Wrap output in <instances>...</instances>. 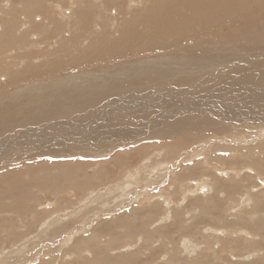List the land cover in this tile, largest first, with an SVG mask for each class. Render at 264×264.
<instances>
[{"label":"rangeland","instance_id":"rangeland-1","mask_svg":"<svg viewBox=\"0 0 264 264\" xmlns=\"http://www.w3.org/2000/svg\"><path fill=\"white\" fill-rule=\"evenodd\" d=\"M201 1L0 0V105L23 96L25 103H19L18 109L33 105L35 107L27 111L29 115H34L37 108L44 115L50 107L48 95L52 91L58 93L61 87L74 88L79 82L90 79H94L92 82L107 78L108 82H124L136 73L146 74L152 67L154 69L149 71L156 70V65L169 63L175 68L183 57L199 64L207 74L210 70L212 74L208 75L214 74L217 79L204 80V87L200 85L192 90L191 96L195 98L215 95L220 103L230 102L237 92L228 91L230 84L238 90L254 82L264 83V79H258L260 73L264 74V28H247V24L257 20L255 13L260 7H256L264 0H230L251 4L242 6L245 12L240 14L231 7L234 13L231 20L227 18V22L218 27L211 26L209 34L199 37L198 45L190 39L193 45L184 49L149 54L140 49L135 57L102 62L90 58V53H96L97 48L120 43L124 30L130 26V33L135 32L143 12L166 9L186 13L191 8L196 9ZM218 1L227 0H212L208 4ZM204 7L202 13L207 11ZM200 20L206 22L207 17L202 16ZM242 63L248 66L244 68ZM166 67L162 72L171 70L170 65ZM255 67L259 70L253 69ZM229 68L232 70L227 72ZM244 72H249V76L242 75ZM55 79L69 83L64 87L55 84L56 88H49L51 93L46 95L42 90L51 87L48 85L54 84ZM179 90L187 91L181 86ZM155 94L170 103L164 92ZM120 95L106 99L113 101L118 96L120 106L122 101L130 102L127 107L136 112L143 109L150 112L137 115L130 112L124 121L109 125L111 131L101 141L83 144L82 140L91 130L97 132L96 137L103 135L98 131L107 123L109 113L116 110L118 101L109 108L105 107V102L91 106L90 110L100 107L109 110L91 118L88 107L75 101L73 106L83 110L68 109L64 113L59 111V117L18 122L0 134V264H264V195L259 199L250 193L253 206L241 205L240 211L226 201L229 196L224 194L228 190L230 195L229 185H234L232 192L236 193L230 198L235 200V207L238 202L246 204L243 198L248 192L246 189L257 191L259 186L264 189V124L255 123L248 128L230 122L219 130L204 128L192 133L184 130L181 135H172L174 138L150 140L158 136L155 130L149 138L140 133H147L149 123L162 115L161 103L135 102L132 99L135 96L129 98L124 92ZM36 97L42 98L37 102ZM189 107L186 105L183 111L169 114L166 120L192 116L195 123L203 121L197 116L199 107L196 110ZM217 107H213L211 113L218 114H209L213 119H217L219 113L224 116L219 105ZM77 116H80L79 122ZM102 118H106L105 121ZM57 122L59 125L52 128ZM63 125L77 127V131L81 129L75 135L76 140L71 138L75 130L70 129L68 137L63 135ZM50 128L57 132V137L48 142L62 143L61 152L35 157L48 147L41 139L35 141V137L38 133L48 134ZM122 133L128 136H120L124 135ZM54 144L50 149H58ZM29 145L33 152L24 147ZM250 167L257 173L251 175L247 171L251 177L241 178V188V181L229 183L231 176L239 180L238 172ZM224 171L228 176H224ZM130 174L137 176L130 177ZM208 186H214L215 191L207 192ZM201 193L206 194L196 195ZM212 197L216 199L213 201ZM166 199L174 201L173 204L168 206ZM168 214L170 217L164 218ZM52 219L56 220L49 223ZM188 239L196 246H186Z\"/></svg>","mask_w":264,"mask_h":264},{"label":"bare ground","instance_id":"bare-ground-1","mask_svg":"<svg viewBox=\"0 0 264 264\" xmlns=\"http://www.w3.org/2000/svg\"><path fill=\"white\" fill-rule=\"evenodd\" d=\"M210 1H212V0H202L201 2H198V7L196 9L191 8L186 13H183L181 11L173 12V11L166 10V9L156 10V11H154L152 13L143 12L139 16L140 19L138 21L140 23L136 24L135 32L130 33V29H131V26H130L128 29L124 30V39L120 43H117L115 45H112V43H108L106 46L103 45V46H101V48L99 47V48L96 49V53L95 52L90 53V58L101 59V62H102L105 59L116 60L117 57H124V58L125 57H135V56L138 55V54H135V53L140 51V49L144 50L147 54H149V53H154V52H157V51L165 52V51L174 50V49H184L188 45H193V44H195V45L197 44L198 45V40L203 37V36L202 37H200V36L205 34V33L209 34L210 31H211V29H210L211 26L218 27V25L224 23L225 21L227 22L226 19L227 18L230 19V17H232V14L234 15V13H232V10H230L231 7H235L236 8V10H233V12L236 11V14H240V13L245 12V11H243V7L251 4V3H242V2H239V1L227 0V1L213 2V3H211V5H209L208 3ZM185 2H186V0H183V3H185ZM132 4L134 5L135 3H132ZM253 4H255V3H253ZM255 6H256V4H255ZM58 7L61 8L60 5ZM203 7L207 10V11H205V13H202ZM240 7H242V10L239 9ZM256 8H259V9H257L259 12L255 13L258 16L257 20L255 22H253V23L247 24V28H252V27H256V26H258L260 28H264V3H260L259 5H257ZM63 10H64V8H63ZM101 13H103V12H101ZM72 14H74V13H72ZM202 16H206L207 17V21L206 22L200 20V17H202ZM135 19H137V18H135ZM109 20H110V18H109ZM48 21H46L45 23L48 24L47 23ZM232 21H234V20H232ZM114 24H115V22H114ZM262 36L264 38V34H262ZM209 37H211V36H209ZM190 39L193 40V42H194L193 44L190 42ZM262 41H264V40H262ZM256 43H258V40L256 41ZM127 48H129V50H127ZM107 52H111V53H107ZM184 58L185 57L179 59V63L175 64V65H177L175 68H172L171 64H169V63H166L165 66L156 65V66H154L156 68V70L149 71V70L154 69L153 67L148 70V73H146V71L144 70L146 74H141V72L138 73V74L136 73V74H134L132 76L131 79L123 80L124 82H118V81L116 82V80H114L115 82H108L109 78L106 77L107 79H101V81H96V82H92V80H94V79L84 80L83 82L81 81L74 88H69L67 86L65 88H62L61 86L63 85V87H64L65 85H67L69 83V81L60 80V79L58 81H56L57 79H55V81L52 82L54 84H52V85L49 84L48 85V86H51V87L43 89L42 91L45 92L46 95L49 94V92L51 93V89H49V88H52V89L56 88L55 84H57V83H59V85H61V86L57 85L58 86L57 88L61 87L62 89L61 88H59L60 90L57 89V92L59 94L54 92V91H52V93L48 95V98H51L49 100L50 107L45 112L44 115L40 114V108L38 109L37 106H36L37 110L35 111V114L34 115L33 114L29 115L27 111H29V110H31V108L35 107L33 105L30 106L31 108H27V107H29L27 105V107L23 106L22 108L18 109V107H19L18 104L25 100L23 98V96H22L24 93L22 92L23 94L19 95V96H22L21 99H15V100H11V101H8V102L1 103V105H0V134H2L5 129L11 128L12 126L18 124V122H25V120H28V121H40V120L46 119V117H51V116H55V115H56L55 117H59L58 116L60 114L59 111H62L64 113L65 110H68V109H75L77 111L78 110H83L81 108H75L73 106V103L75 101H81V102H83L82 105H85V106L88 107V110H89L88 114L91 115V116H89L90 118L94 117V116H98V117L102 116V113H104V112L106 113V111H109V110L104 111L105 108H103V107H100L99 110H98V108H97V110H90V107L94 106V105H97V104H99L101 102L102 103L105 102L103 104H106L105 107L109 108V106L114 104V102L118 101L119 97L117 96L113 101L112 100L107 101L106 97H111L114 94L115 95H118V94L122 95L123 92L127 94V97L135 96L134 98H132L133 101H135V102L146 100V101H152L151 104H154V105L161 103V105H159V106L162 108L161 109L162 110V113H161L162 115H158L157 116L158 118H155L153 120L154 122L149 123V126L146 127L147 133H140V135L144 134V135L147 136V138H149L150 136H153V135H151V132H153L155 130L156 133L158 134V136L151 137L150 140H152V139L154 140L156 137H165V136H172V135H179V134L181 135L182 131H184V130H186L187 132H190V133H192V132H194V131H196L198 129H204V128L207 129V130L208 129L219 130L221 128V126L225 125V123L231 124L230 122H232V123L235 122V124H237L239 126H244V127H248V128H252L255 123L264 124V91H263L264 90V83L257 84V82H254V83H251V84L244 85L243 87H241L243 89L239 88L238 90H234L231 87V84H230L227 87V89H229L228 91H231V90L237 91V92H234L235 96L229 95L230 97L232 96L231 100H229L230 98L228 97L229 98L228 100L230 102L227 101V102H221L220 103L218 101V99L215 97V95H213L214 99L212 97H206L204 94H203L204 97L201 96L200 98H195L194 96H191V91L192 90H194V91L197 90V87H199L200 85H202V87H204L205 86L204 85V80L207 82L211 78H212L211 80H215V81L217 79L215 77H213L214 74L212 76H210L212 74L210 72V70H208L209 71L208 74L209 73H211V74L208 75L207 71H205L204 69L201 70L200 67H198L199 64H197L196 62L190 63V62H188V60H185ZM188 59H190V58H188ZM190 60H192V59H190ZM250 61H251V59H250ZM260 61L261 60H259V62ZM255 62H251V64L255 63ZM104 63H106V62H104ZM207 63H209V62H206V64ZM220 63H222V62H220ZM172 64H174V63H172ZM166 65H168V67L170 65L169 68H171V70L169 69L170 71L167 72V73L166 72H162L164 69L167 68ZM216 65H218V63ZM242 65H243V63H242ZM212 66H214V65H212ZM243 66H242V69H243ZM245 66H248V65H245ZM245 66H244V68H245ZM252 67L250 65V68H252ZM223 68L226 69L224 66H223ZM256 68L257 67H255L253 69L256 70ZM142 70H143V68L141 69V71ZM212 70H213V68H212ZM229 70H232V69L229 68L227 70V72H229ZM250 70H248V71H250ZM257 70H259V68H257ZM260 70H263V69L260 68ZM215 72H216V70H215ZM232 73L233 72H231L230 74H232ZM206 74H207V76H206ZM200 75H202V76H200ZM224 75H223V77H224ZM242 75L249 76V72H244ZM116 76H118V78H119V75H116ZM200 77H203L204 79L203 78L200 79ZM261 77H263V78H261ZM170 78H172V80H169ZM98 79H100V78H98ZM258 79H264V74L260 73ZM215 81H213V83ZM47 83H50V82H46V84ZM87 83H90V84L87 85ZM42 84H44V83H42ZM215 85H217V84H215ZM180 86H181L182 89H186L187 91H185V90L180 91L179 90ZM208 86H210V85H208ZM34 87H35L34 88L35 91L38 92L37 86H34ZM25 89L27 90V88H25ZM34 89H31L30 91H32ZM156 91H162V92H164V94H167V96L170 98V99H168V98L167 99H168V101L171 104L168 103L166 100L163 101L161 98H159L155 94ZM183 91L188 92V93H185ZM11 95L12 94H10V97H12ZM210 95H211V92H210ZM38 98L41 99L42 97H36L37 102L39 101ZM139 99H141V100H139ZM23 103H25V102H23ZM120 103H122V106L119 105V101H118V103L116 104V107H115L116 110H113L111 113H109L110 115L107 114L108 115V117H107L108 121H106L107 123L102 124V129L100 131H98V132H103V135H100L99 137H96L97 132H94L93 130H91L90 134L88 136H86V138H84V140H82V141H84L83 144H88V142H90V141L91 142L93 141V143H94L96 141H101V139L103 140L104 137L107 136L108 133L111 131V129L109 128V125L113 124L114 122L116 123V122H119V121H124L129 116L130 112H133L134 115H137V114H140V113H147L148 114L150 112V111H145L144 109L142 111H137L136 112V110L133 109L132 107H127V104L131 105L130 102H123L122 101ZM147 103H149V102H147ZM103 104H101V105H103ZM186 105L195 108V110H196V107H199V110H198V114L199 115H197V116H198V118L200 120H203V121H197L195 123L194 119H192V116H191V118H189V117L188 118L184 117V119H180V118L173 119V118H171V120H166L167 118H169V114L171 115V113L178 112V111H183L184 108L186 107ZM217 105H219V108L223 112L222 114H224V116H221V114L219 113V115L221 116V120L222 121H220V119H218L220 116H218L217 119H213L212 118L214 116V114H218V113H214V112H213L214 114L211 113V109L213 107L216 108ZM193 108H191V109H193ZM206 110L207 111L209 110V111L207 112ZM97 111H99V113L95 114ZM187 111H189V110H187ZM212 111H215V110H212ZM192 114H195V113H192ZM209 114H213V116H211ZM225 115L227 117H225ZM79 117L80 116L76 117V120L78 122L80 121ZM104 117H105V115H104ZM146 117L148 118L150 116L146 115ZM209 117H211L212 119H209ZM214 118H216V117H214ZM102 119L105 121L106 118H102ZM196 119L197 118H195V120ZM226 119L230 120V121H224ZM82 120L84 121L85 119L82 118ZM4 122H6V123H4ZM78 122H72V124L78 125V124H80ZM125 122H127V121H125ZM57 123L58 124H53L52 128H54L55 126H58L59 122H57ZM50 124L51 123H48L49 126H50ZM116 124H118V123H116ZM69 125H71V124H69ZM71 127H74V126L71 125ZM71 127L68 126V125H63V131H64L63 135L65 137H68V135H69L68 132L71 131V130L72 131L75 130L74 132L71 133V135H72L71 138L76 140L75 135L80 133L81 129L79 131H77V127L75 129H72ZM83 127H87V126H83ZM94 127L97 128L98 126H94ZM52 128L48 129L49 131L46 130L48 132V134L50 132L52 135H48V134L44 135V133L43 134L42 133H38V137H35V139H34L35 141H37V139H41V140H43L42 142L43 143H47L46 146H48V147H45L42 152H40L38 154H35V157L39 156V155H47V154L48 155H56V154L61 152L60 149L64 146L62 143L60 145H58L59 144L58 142H57V144H54L53 142H51V143L48 142V141L52 140L53 138L56 139V137H57V136H55L56 135L55 133H57V132L54 131ZM115 129L118 130V128H115ZM120 129H122V128H120ZM120 129H119V131H120ZM144 129L145 128L143 127V130ZM60 130H62V129L60 128ZM121 132L122 131H120L119 133L121 134ZM127 133H125V134L122 133L124 135H120V136L127 137L128 136ZM93 137H96V139L93 138ZM172 137L174 138V136H172ZM32 139H33V137H32ZM52 144L56 145V147L58 149H53V148L50 149V145H52ZM24 147H27V148L29 147L28 151H30V152L32 151L31 150V145L24 146ZM18 149H19V147H18ZM101 149H102V147H101ZM8 152H10V150ZM14 152H16V151H14ZM11 153H13V152L11 151ZM247 171L250 172L251 175L253 173H257V170L254 169V168H251V167L250 168H245L244 171H242V173L238 172L237 176H238L239 180H237L236 178L231 176L230 179H232V180L229 183L231 184V183H235L236 181H239V182L241 181V184L239 186V188H241L243 186V182H242L241 178L243 176H246V178L251 177L249 175V173H246ZM258 172H259L258 175L260 176L261 175L260 171L258 170ZM223 174L228 176V173H223ZM136 176H137L136 174H134V175L130 174V177H136ZM205 177L207 178L208 181H211L210 177H208L206 175H205ZM214 186H215V184H214ZM214 186H212L213 192L215 191L214 190ZM229 186H230L229 190H231V194L232 193H236V192H232L234 185H229ZM255 186H259V185H255ZM251 189L252 190L246 189L248 192L244 193V194H246V195H248L250 197L249 202L246 203V204H244V203L241 204L240 202H238L237 206L234 207L235 200H232L233 199L232 197H231L232 199L230 198L231 194L230 195L227 194L229 192L228 190H226L224 192L225 195L229 196V197H226V201H228V203L233 208H238V207L240 208L241 205L242 206L248 205V207H249V205H251L253 200H254L253 199L254 195L255 196H259V199H262L260 196L264 195V189L261 188L260 186L257 189V191L256 190L253 191V188H251ZM206 190H207V192L211 191L209 186H208V189H206ZM250 193L253 194V197L251 196L252 194H250ZM257 193H258V195H257ZM196 195H203V194H196ZM143 196H145V195H143ZM215 199H216V197H212L213 201ZM220 200H222V199L219 198V201ZM168 201L166 199L167 204H169L168 206H170L174 202V201H169L170 202L169 203ZM253 204H252V206H253ZM245 208H246V206H245ZM239 210L241 211V209H239ZM240 213L242 214V212H240ZM173 214H175V213H173ZM169 217H170V214H168L167 216H164V218H169ZM54 220H56V219H54ZM54 220L52 219L51 221H49V223H52ZM226 221H228V220L226 219ZM223 222H225V221H223ZM236 231H238V230H236ZM217 239H219V238H217ZM141 240H143V239H141ZM165 240H166V238H165ZM212 242H209V243L211 244ZM185 244L188 247L189 246L192 247V244H193V247L196 246L193 243V241H191L189 239L187 241L185 240ZM134 255H136V254L134 253ZM166 255H168V254H166ZM232 255H233V253H232ZM234 256H235V254L233 255V257ZM117 258L118 257H116V259ZM169 259H170V261L173 260V259L171 260V258H168V261H169ZM232 259H234V258H232ZM249 259H251V258H249ZM241 260H242V258H241ZM231 261H233V260H231ZM230 262H228V263H230ZM223 264H225V262Z\"/></svg>","mask_w":264,"mask_h":264},{"label":"flooded vegetation","instance_id":"flooded-vegetation-1","mask_svg":"<svg viewBox=\"0 0 264 264\" xmlns=\"http://www.w3.org/2000/svg\"><path fill=\"white\" fill-rule=\"evenodd\" d=\"M221 156H222V155H221ZM221 173H222V172H221ZM223 173H227V172L224 171ZM224 176H226V175H224ZM211 191H213L212 188H211ZM201 194H203V193H201ZM203 195H205V194H203ZM246 196H247V197H246ZM243 198H246L245 203L249 202V200H250V197H249L248 195H246V194H244V197H243ZM240 203H241V202H240ZM242 203H243V202H242ZM242 203H241V204H242Z\"/></svg>","mask_w":264,"mask_h":264},{"label":"crops","instance_id":"crops-1","mask_svg":"<svg viewBox=\"0 0 264 264\" xmlns=\"http://www.w3.org/2000/svg\"><path fill=\"white\" fill-rule=\"evenodd\" d=\"M210 187V186H209ZM210 189H211V187H210ZM203 194H206V193H203ZM222 201H220V203H221ZM223 204V203H222ZM187 243V242H186ZM186 245V244H185ZM187 246V245H186Z\"/></svg>","mask_w":264,"mask_h":264}]
</instances>
